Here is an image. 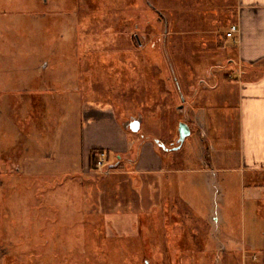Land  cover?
<instances>
[{"label": "rangeland", "instance_id": "1", "mask_svg": "<svg viewBox=\"0 0 264 264\" xmlns=\"http://www.w3.org/2000/svg\"><path fill=\"white\" fill-rule=\"evenodd\" d=\"M235 3L0 0V264H164L149 240L150 205L175 200L177 176L128 171L143 139L172 156L165 168L187 155L199 167L211 152L203 138L214 141L238 87L220 30ZM104 115L126 125L135 151L91 170L82 124ZM181 122L192 129L183 144ZM214 253L197 264H215Z\"/></svg>", "mask_w": 264, "mask_h": 264}, {"label": "crops", "instance_id": "2", "mask_svg": "<svg viewBox=\"0 0 264 264\" xmlns=\"http://www.w3.org/2000/svg\"><path fill=\"white\" fill-rule=\"evenodd\" d=\"M234 1L235 21L226 24V30L220 26V30L224 33L221 45L235 56L229 61L239 73L231 82L238 86L236 94L230 93L235 95L236 105L233 106L235 100H225L229 116L226 111L219 112L215 126L220 130H215L214 141L203 138L211 152L200 155L199 167H194V160L187 155L178 167L165 168L166 163L174 160L172 156L165 158L152 140L143 139L135 167L128 171L137 176H155L165 171L167 176L171 172L177 176L178 182L168 185L169 190L175 186L170 194L175 200L161 206L157 199L150 205L149 240L164 264L205 262L196 258L207 256L212 250L215 264H264V0ZM209 13L217 17L219 12ZM232 25H237L238 31L228 37ZM225 117H229L230 125L219 126ZM125 126L116 116L109 115L84 121L82 143L88 161L93 148L130 159L135 151V147L131 148L134 140H130ZM232 147L235 154L225 153ZM157 190L152 187V191ZM188 192L197 196L188 199ZM192 211L196 218L188 217ZM106 221L120 226L125 222L111 216ZM112 230L114 236L121 237L120 231L124 229ZM140 233V237L147 236Z\"/></svg>", "mask_w": 264, "mask_h": 264}, {"label": "water", "instance_id": "3", "mask_svg": "<svg viewBox=\"0 0 264 264\" xmlns=\"http://www.w3.org/2000/svg\"><path fill=\"white\" fill-rule=\"evenodd\" d=\"M142 121L141 119L134 118L130 123H129V128L133 130L134 132H138L141 129ZM192 133V129L190 125L186 122H181L179 124V142L180 144H183L184 141L188 136H190ZM165 147V145H163Z\"/></svg>", "mask_w": 264, "mask_h": 264}, {"label": "trees", "instance_id": "4", "mask_svg": "<svg viewBox=\"0 0 264 264\" xmlns=\"http://www.w3.org/2000/svg\"><path fill=\"white\" fill-rule=\"evenodd\" d=\"M105 153L104 161L110 157L109 153L103 149L93 148L90 153V168L91 170L99 169V161L101 160V153ZM121 165V164H120Z\"/></svg>", "mask_w": 264, "mask_h": 264}, {"label": "built area", "instance_id": "5", "mask_svg": "<svg viewBox=\"0 0 264 264\" xmlns=\"http://www.w3.org/2000/svg\"><path fill=\"white\" fill-rule=\"evenodd\" d=\"M238 31V26L237 25H232L230 27V30L227 32L228 37H233V35ZM105 153H101V160L99 161L98 166H104L105 161H104ZM109 173V172H108Z\"/></svg>", "mask_w": 264, "mask_h": 264}, {"label": "bare ground", "instance_id": "6", "mask_svg": "<svg viewBox=\"0 0 264 264\" xmlns=\"http://www.w3.org/2000/svg\"><path fill=\"white\" fill-rule=\"evenodd\" d=\"M100 153H101V151H100Z\"/></svg>", "mask_w": 264, "mask_h": 264}]
</instances>
